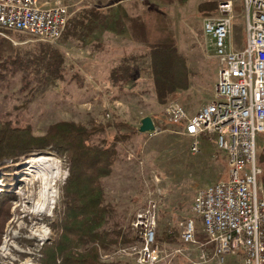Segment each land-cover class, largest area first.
Masks as SVG:
<instances>
[{
	"label": "rangeland",
	"instance_id": "rangeland-1",
	"mask_svg": "<svg viewBox=\"0 0 264 264\" xmlns=\"http://www.w3.org/2000/svg\"><path fill=\"white\" fill-rule=\"evenodd\" d=\"M54 1L38 0L37 3ZM56 1L68 8L71 19L86 7H96L100 3L103 7L111 0ZM205 1H216L217 10L220 3L232 2L234 19L229 43L235 51L245 47L243 0H188L184 6L162 7L171 19L179 50L192 72L191 88L165 104H159L155 98L151 74L147 70L149 62L143 57L145 50L130 39L125 25L117 29L115 23H111L106 31L82 34L79 39L67 42L46 41L33 36L24 42H10L17 52L15 55V52L9 53L12 59L18 60L16 66L39 55L47 45L58 51L63 59V80L56 85H37L33 76L10 66L7 71H1L0 120L29 125L36 136L43 135L50 125L59 121L83 125L120 122L139 132L144 118L152 120L153 132L133 135L129 141L118 145L113 173L103 181V186L106 201L114 208L106 229L130 228L136 241L135 217L150 201H155L161 213L157 231L160 233L167 226L177 230V242L157 245L160 250L158 264H218L212 256V246L206 244L207 238L200 218L193 211V204L199 191L227 179L225 155L218 149L209 152L203 148L202 141L197 153H192L191 140L181 133V128L164 120V113L171 105L182 106L192 116L213 98L218 63L211 42L203 32V22L207 18L197 12L198 5ZM132 2L120 1L113 8L104 7L103 11L112 12L113 20L119 17L122 20L136 13ZM144 4L140 2L138 10L144 9ZM217 10L208 18L216 17ZM132 57L138 59L136 63L142 71L127 84L113 86L109 82L111 70ZM114 134V129H110L99 138L109 140ZM206 142L214 143L209 137ZM257 154L264 161V134L257 136ZM41 156L60 165V176L54 184V201L42 213H36L41 184L39 179L32 177L28 165ZM6 163L10 164V161ZM258 167L263 169L261 164ZM5 172H0V190L6 188L16 199L11 202L9 218L0 236V264H40L42 248L55 239L52 224L60 213L61 188L69 174L68 163L63 155L49 150L22 158L12 166L9 174ZM188 221L194 223L198 244L184 246L181 231ZM41 229L46 231L45 237L39 236ZM133 245L102 253L101 259L109 264H136L134 255L127 254ZM6 246L8 249L4 252ZM177 250L181 253H176ZM223 264H243L242 256H227Z\"/></svg>",
	"mask_w": 264,
	"mask_h": 264
},
{
	"label": "trees",
	"instance_id": "trees-1",
	"mask_svg": "<svg viewBox=\"0 0 264 264\" xmlns=\"http://www.w3.org/2000/svg\"><path fill=\"white\" fill-rule=\"evenodd\" d=\"M120 1L124 0H111L106 6L102 7L100 3L77 12L69 19L60 42L77 40L82 34L106 31L111 23H115L117 29L125 25L130 39L145 50L143 57L149 62L147 70L151 74L157 102L165 104L177 94L187 92L192 86V72L186 57L179 50L171 19L162 7L174 4L184 6L188 0H125L133 1L136 13L122 20L121 17L113 20L112 12L103 11V8H113ZM140 2L146 6L142 10H138ZM216 10V1H205L197 7L198 14L203 18L214 16ZM28 37L32 36L0 28V78L1 71L10 66L33 76L37 85H56L63 80V59L51 46L43 47L39 55H34L26 63L20 62L18 66V60L9 55L17 53L10 42H24ZM137 61L134 57L123 60L111 70L109 82L119 87L137 77L143 69ZM110 129H114L115 134L109 140L99 138ZM137 134V128L120 122L83 125L59 121L50 125L43 135L36 136L29 125L0 120V172L4 170L9 174L12 166L22 158L49 150L63 155L68 163L69 174L61 188L60 213L52 224L55 239L42 248L40 264H109L102 261V253L135 244L130 228H105L114 208L106 201L103 181L113 173L118 159V145ZM201 141L203 148L209 152L216 151V145L206 142V137H202ZM224 159L226 161V156ZM8 161L10 164L6 163ZM15 199L6 188L0 190V236L9 218L11 202ZM160 214L158 207L157 228ZM157 228V245L179 240V233L170 226L160 233Z\"/></svg>",
	"mask_w": 264,
	"mask_h": 264
},
{
	"label": "built area",
	"instance_id": "built-area-1",
	"mask_svg": "<svg viewBox=\"0 0 264 264\" xmlns=\"http://www.w3.org/2000/svg\"><path fill=\"white\" fill-rule=\"evenodd\" d=\"M37 2L0 0V28L41 40H59L70 18L68 8L56 0ZM243 2V49L235 51L229 43L234 19L231 1L220 3L217 16L203 22L218 63L212 100L192 116L176 104L164 113L165 122L181 128L191 140L192 153H197L202 137H209L226 156L227 179L199 191L193 204L218 264L230 255H241L243 264H264V161L257 154V136L264 134V0ZM157 218L155 201L135 217L137 238L127 254L134 255L136 264L160 262L155 241ZM181 241L198 244L192 221L182 226Z\"/></svg>",
	"mask_w": 264,
	"mask_h": 264
},
{
	"label": "bare ground",
	"instance_id": "bare-ground-1",
	"mask_svg": "<svg viewBox=\"0 0 264 264\" xmlns=\"http://www.w3.org/2000/svg\"><path fill=\"white\" fill-rule=\"evenodd\" d=\"M28 166L30 173L33 174L32 177H36L40 180L41 187L38 194L39 198L35 206V212L42 213L55 199L54 184L60 176V165L50 158L41 156L34 159ZM38 232H40V237L46 236V231L44 229H41ZM3 248L4 252L8 249L7 246ZM24 264L29 263L26 262Z\"/></svg>",
	"mask_w": 264,
	"mask_h": 264
},
{
	"label": "water",
	"instance_id": "water-1",
	"mask_svg": "<svg viewBox=\"0 0 264 264\" xmlns=\"http://www.w3.org/2000/svg\"><path fill=\"white\" fill-rule=\"evenodd\" d=\"M154 129L155 128H154L152 120L149 117H146L141 121L139 133L144 134V133L153 132Z\"/></svg>",
	"mask_w": 264,
	"mask_h": 264
},
{
	"label": "crops",
	"instance_id": "crops-1",
	"mask_svg": "<svg viewBox=\"0 0 264 264\" xmlns=\"http://www.w3.org/2000/svg\"><path fill=\"white\" fill-rule=\"evenodd\" d=\"M100 43H101V42H100ZM181 243H183V242L181 241ZM183 245H184V243H183ZM185 245H189V244H185ZM185 245H184V246H185ZM189 246H190V245H189Z\"/></svg>",
	"mask_w": 264,
	"mask_h": 264
}]
</instances>
